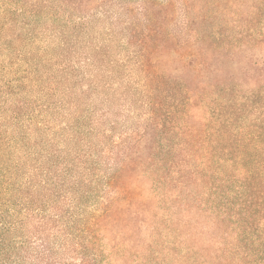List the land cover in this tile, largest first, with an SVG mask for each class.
<instances>
[{"label":"trees","instance_id":"trees-1","mask_svg":"<svg viewBox=\"0 0 264 264\" xmlns=\"http://www.w3.org/2000/svg\"><path fill=\"white\" fill-rule=\"evenodd\" d=\"M0 264H264V0H0Z\"/></svg>","mask_w":264,"mask_h":264},{"label":"rangeland","instance_id":"rangeland-1","mask_svg":"<svg viewBox=\"0 0 264 264\" xmlns=\"http://www.w3.org/2000/svg\"><path fill=\"white\" fill-rule=\"evenodd\" d=\"M231 5V4H230ZM232 6V5H231ZM233 9H237L236 7H233ZM180 17H181V19H182V14H180Z\"/></svg>","mask_w":264,"mask_h":264}]
</instances>
